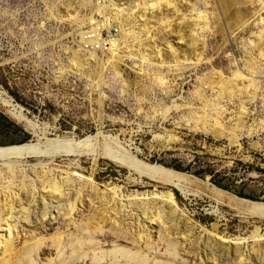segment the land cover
Segmentation results:
<instances>
[{
	"label": "rangeland",
	"instance_id": "obj_1",
	"mask_svg": "<svg viewBox=\"0 0 264 264\" xmlns=\"http://www.w3.org/2000/svg\"><path fill=\"white\" fill-rule=\"evenodd\" d=\"M66 16L78 25L65 26ZM86 19L108 27L89 43L80 36ZM109 35L119 40L114 55ZM0 115V148L30 144L40 156L22 159L26 175L0 168V198L31 200L43 174V186L66 173L94 186L76 187L84 203L74 216L47 221L50 197L35 195L21 238L42 243L36 263L61 264L92 241L147 264H264L263 214L205 190L264 205L235 195L243 183L264 189V0H0ZM86 138L94 147H71ZM105 155L200 184L185 198L159 174L139 178ZM169 194L175 208H163ZM101 264L128 263L107 256Z\"/></svg>",
	"mask_w": 264,
	"mask_h": 264
},
{
	"label": "bare ground",
	"instance_id": "obj_2",
	"mask_svg": "<svg viewBox=\"0 0 264 264\" xmlns=\"http://www.w3.org/2000/svg\"><path fill=\"white\" fill-rule=\"evenodd\" d=\"M87 21L89 23H92L91 19H88ZM113 22H114V20H113ZM113 37H116V36L113 35L112 38ZM89 42H90V39L87 43H89ZM118 44H119V40L113 39V41L110 43V48L107 50V52L111 55L115 51V49L119 46ZM113 49H114V51H113ZM115 52H117V50ZM112 55H114V54H112ZM241 85L243 86V84H241ZM4 105H5V108L7 110V114L12 119H14L18 124H21L24 127H26L28 125V121L22 116L20 108H18L16 105H13L11 102H6V103H4ZM93 140H95V139H93ZM89 141L91 142L90 139H89ZM68 143H70V142H68ZM87 143H88V139L86 138V140L84 139V141H80L79 143L73 144V145H71V147L75 148L77 150V151L75 150L76 152H78V151L81 152L82 150H89V148L92 145L88 146ZM94 143H96V142H94ZM51 144L53 146V143H51ZM57 144H59V143L57 142ZM69 145L70 144H68V146ZM48 146H51V145H48ZM53 147H55V146H53ZM92 147H94V146H92ZM48 149H50V147ZM71 150H73V149H71ZM39 151H40V149H39ZM55 153H54V155H55ZM70 153H71V151H70ZM90 153H91V151H90ZM92 153H93V151H92ZM41 154H43V153H41ZM63 154H64V152H63ZM73 154H74V152L72 153V155ZM88 154L86 153V155H88ZM32 155H35L37 158L38 154L36 152V148L30 144H25V145L15 146V147H8V148H0V163L2 164V166H0V168L5 169V170H9V173L12 174V172H11L12 168H10V166H15V167L18 166L20 173L26 175L28 173L29 167L25 166V165H27L25 163L26 160H22V159H29V157H31ZM44 155L45 154H43V156ZM77 155L78 154H76V156ZM67 156H68V154H67ZM110 156H112V155H110ZM110 156L105 155L104 157L116 166H121L122 168L124 166H127L129 169L133 170V173L135 172L139 178H141L143 175L149 176V174H152V173L153 174H159L161 176V178H158V180L163 181L164 184L166 183V184L176 188L177 191L182 196H184L185 198L191 197L190 188H193L194 186H198L200 184V182H198L197 180H195L191 177L187 176V178H186L185 176H180V175L175 174L173 172L167 171L161 167L155 168V167H152L149 165H141V164L136 163L132 160H129L128 158L123 160V159L110 157ZM32 157H34V156H32ZM50 157H53V155ZM64 157L66 158V154ZM54 162H56V161H54ZM70 164H72V163H70ZM5 165H7V166H5ZM151 178H153V177H151ZM146 179H150V178L146 177ZM37 181H38V184L43 187V190L41 192L36 191V193L33 194L31 200L28 199L27 195L25 197H23L22 196L23 194L15 196L14 199L11 197L9 199L8 198L9 196H6V195H3V197L0 198V264H38V263H36V259H39V257H40V254H41L40 251L42 249V243H40V242L36 243L33 241L22 242V238H21V236H22L21 229L24 231V229H23L24 227L28 228V226H30L29 205L32 204V202L34 201V197L36 194H37V197H39V196H41V194L45 193L46 195H48V197H50V201H49L48 205L45 207V209L41 213V220L47 221L48 219L53 218V217H55V215L61 214V213H66V215L68 214L69 217H72L79 210V206L82 207V205L84 203V196L80 190H76V187H78L79 184H86L85 185L86 188H94L92 180L84 179L83 177L78 176V175L72 176V175H69L67 173L63 174L59 179L54 180L53 185L51 187L43 186L44 181H46L44 174L41 175ZM152 181H154V180H152ZM30 182H34V181L30 180ZM205 187H206L205 190L207 191L208 196L215 199V200L227 199L229 203H237V204L247 205L248 209L250 207L253 210L260 211L261 214H263V216H264V205L263 204L251 203V202H247V201H241V200H238L236 198H230L227 195L222 194L220 192L215 193V192H212L210 190H207V186H205ZM66 192H72L74 194L75 198H73L71 200L65 199L64 193H66ZM155 198H158V197L155 196ZM162 199H163V202L165 203L163 208H166V207L175 208L173 197L170 194L163 197ZM217 203H219V202H217ZM151 219L153 220L154 218H151ZM96 231L100 235H103V233H104L102 228H98V230H96ZM116 235L118 237H120L119 234H116ZM51 239H52L54 245L57 244V252L59 253L60 247L58 246V242H57L58 239L55 238V236H52ZM19 241H20V243L23 244V246L20 250H17V246H18L17 242H19ZM80 245L88 246V248L86 249V251H84V250H80L81 247L79 246L80 248H77L78 249V251H77V250H75V247H74L73 251H75V252H73V255L70 258L68 257L69 259H67L66 261L62 260L64 262H62L61 264H73L74 262L101 264L102 262H104V259H106L107 256H109V258H112L113 261H118V260L124 261L125 260V262L128 264H133L134 262H136L135 264H147L148 263L146 257L137 255L136 253H131L130 251H127L125 249H121L114 244H112L110 246V251H108V252L103 251L104 247L99 242L88 241V242L80 243ZM173 247H175V245ZM173 247L171 245L170 248H173ZM146 248H148V247H146ZM174 250H176V249H173V251ZM174 252H176V251H174ZM61 255H59L58 257L62 258L63 252ZM104 256H105V258H104ZM57 259H59V258H57ZM174 259H176V258L174 257ZM57 261L60 262L59 260H57ZM46 264H55V262L54 261H48Z\"/></svg>",
	"mask_w": 264,
	"mask_h": 264
},
{
	"label": "built area",
	"instance_id": "obj_3",
	"mask_svg": "<svg viewBox=\"0 0 264 264\" xmlns=\"http://www.w3.org/2000/svg\"><path fill=\"white\" fill-rule=\"evenodd\" d=\"M65 26H69V27H75L78 24L76 23V18L75 16H66L64 18H62ZM84 28H89L85 31H82L80 34L81 38L85 40V42L87 43L90 39V42L93 41L95 39V37L98 35L97 34V30H95L96 28H108L105 24V22H93V23H88L86 25V27ZM95 30V31H94ZM112 36H108V41L105 44V47L110 48V43L113 41L112 39H110Z\"/></svg>",
	"mask_w": 264,
	"mask_h": 264
},
{
	"label": "trees",
	"instance_id": "obj_4",
	"mask_svg": "<svg viewBox=\"0 0 264 264\" xmlns=\"http://www.w3.org/2000/svg\"><path fill=\"white\" fill-rule=\"evenodd\" d=\"M0 120H5L3 118V116L0 115ZM11 125V124H10ZM12 126V125H11ZM173 169L175 171H178V172H184V170H182L181 168L179 167H173ZM196 176L198 177H201V175L199 173H196ZM203 178V177H201ZM250 182V181H249ZM251 183V182H250ZM216 186L222 190H225L227 191L228 189L226 187H223L222 185L220 184H216ZM235 195L237 197H239L240 199H244V200H248V201H252V202H258L261 200V197H264V189L263 191L261 192V194L258 195L256 189H253L252 187H250V184L248 183H243V188L241 191L239 192H236Z\"/></svg>",
	"mask_w": 264,
	"mask_h": 264
}]
</instances>
